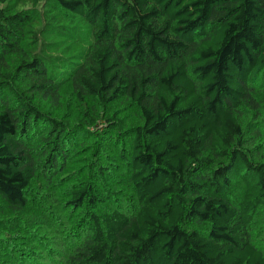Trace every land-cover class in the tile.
Returning a JSON list of instances; mask_svg holds the SVG:
<instances>
[{"label":"trees","instance_id":"trees-1","mask_svg":"<svg viewBox=\"0 0 264 264\" xmlns=\"http://www.w3.org/2000/svg\"><path fill=\"white\" fill-rule=\"evenodd\" d=\"M0 264H264V0H0Z\"/></svg>","mask_w":264,"mask_h":264}]
</instances>
